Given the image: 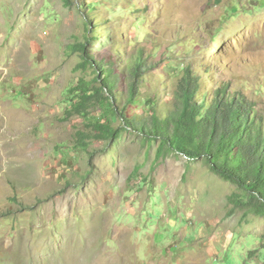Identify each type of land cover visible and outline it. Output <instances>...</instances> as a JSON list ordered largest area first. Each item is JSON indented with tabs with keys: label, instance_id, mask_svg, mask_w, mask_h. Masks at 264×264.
I'll use <instances>...</instances> for the list:
<instances>
[{
	"label": "rangeland",
	"instance_id": "1",
	"mask_svg": "<svg viewBox=\"0 0 264 264\" xmlns=\"http://www.w3.org/2000/svg\"><path fill=\"white\" fill-rule=\"evenodd\" d=\"M87 30L122 96L142 50L161 110L188 66L197 100L226 84L264 118V0H0V264H264V216L204 159L129 129L78 142L99 115L69 113Z\"/></svg>",
	"mask_w": 264,
	"mask_h": 264
},
{
	"label": "trees",
	"instance_id": "2",
	"mask_svg": "<svg viewBox=\"0 0 264 264\" xmlns=\"http://www.w3.org/2000/svg\"><path fill=\"white\" fill-rule=\"evenodd\" d=\"M93 6L89 3L88 10ZM89 33L87 30L84 34V41L72 44L71 50L80 54L78 67H90L94 77H80L69 89L70 94L76 91L69 113L87 116L96 106L99 115L89 121V133H78V142L85 145L89 135L109 142L126 129L142 134L149 141L159 142L158 155L163 149H171L189 160L204 159L215 174L240 189L242 198L235 201L236 206H248L264 216V118L255 113L252 102L226 84L217 86L211 97L204 94L197 100L200 82L186 66L168 109L161 110L156 94L145 97L142 93L146 70L153 68L148 66L142 50L128 57L126 69L121 72L127 80L122 96L118 89L121 78L113 63L94 59L89 52L88 46L98 39ZM129 105H138L145 117L128 115ZM112 115L120 116L122 124L113 125Z\"/></svg>",
	"mask_w": 264,
	"mask_h": 264
}]
</instances>
